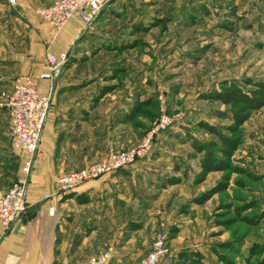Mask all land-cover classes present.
Here are the masks:
<instances>
[{"label":"rangeland","instance_id":"obj_1","mask_svg":"<svg viewBox=\"0 0 264 264\" xmlns=\"http://www.w3.org/2000/svg\"><path fill=\"white\" fill-rule=\"evenodd\" d=\"M36 9L29 17L42 24ZM156 19H166L165 30L151 26ZM90 26L70 45L76 57H87L80 65L90 78L82 82L85 92L114 89L91 112L88 122L103 127L97 130L91 124L89 136L112 137L115 113L109 110L110 103L125 102L132 108L151 99L152 105L102 155L100 136L90 141L89 165L111 151L137 146L162 113L175 121L155 135L146 157L127 166L134 172L129 180H111L113 188L91 195L86 205L64 206L71 262L88 264L111 247L112 258L106 264H116L114 257L122 264H139L152 243L165 236L164 247L172 258L159 264H183L177 258L180 252L197 253L201 264H224L220 257L228 264H264V159L236 151L232 165L241 172L229 174L225 191L203 200L226 173L212 172L197 183L203 153L194 148L214 140L199 122L219 128L229 125L221 116L227 108L199 99L202 93L218 89L223 80L240 86L246 80L264 81V0H111ZM144 28L147 31L140 30ZM123 47L127 48L120 51ZM45 51L43 59L51 53ZM114 70L119 71L116 78L108 77ZM9 91L0 88V100ZM95 115L103 119L97 121ZM8 122L6 111H0V152H4L0 180L6 185L0 190L4 191L22 175L20 155L6 142ZM259 125L264 126V107L253 112L241 130L256 137Z\"/></svg>","mask_w":264,"mask_h":264},{"label":"crops","instance_id":"obj_2","mask_svg":"<svg viewBox=\"0 0 264 264\" xmlns=\"http://www.w3.org/2000/svg\"><path fill=\"white\" fill-rule=\"evenodd\" d=\"M50 3L51 0H13V3L0 0V88L8 87L10 90L13 79L18 75L38 78L46 70V61L43 59L46 48L52 54L68 53L69 57L54 79L51 106L26 189L25 210L9 230L4 232L0 227V264H75L69 258L71 251L67 249L65 242L66 229L63 223L67 215L64 213V206L68 202H76L79 206L86 205L91 195L110 191L114 186L111 180L124 178L123 181H126L134 174L126 167L114 175L79 186L66 198L63 196L45 199L46 193H54L55 179L59 174L89 165L88 158L93 149L90 141H96V137L100 136L102 155L114 141L124 137L130 123L124 121L129 104L120 102L119 106V102L110 103L109 110L115 113L112 119V137L109 139L105 133L89 136L91 124L97 130L103 127L102 123L88 121L94 107L102 103L109 94L96 101L101 87L97 91L85 92L86 87L82 82L90 78L80 65H83L81 63L87 57H76V50H70V45L76 40L77 21L67 22L53 39L45 23L40 24L29 17L33 9L48 6ZM77 43L81 44L82 40ZM39 87L41 92H45L48 83L40 81ZM94 117L97 121L103 119L99 115ZM259 127L263 131L264 126ZM6 129L8 131V123ZM261 131L256 137L243 131V141L237 151L254 160L264 159V135ZM5 138L9 143L8 134ZM2 145L3 142L0 146ZM0 153L1 156L4 155L3 151ZM4 182L1 178V188L6 186ZM81 199H87V202L81 204L78 201ZM50 207L54 208L53 215L48 214ZM120 259L114 257L113 260H116V264H122Z\"/></svg>","mask_w":264,"mask_h":264},{"label":"built area","instance_id":"obj_3","mask_svg":"<svg viewBox=\"0 0 264 264\" xmlns=\"http://www.w3.org/2000/svg\"><path fill=\"white\" fill-rule=\"evenodd\" d=\"M13 0H10L12 2ZM111 0H51L48 6L36 9L35 13L48 26L51 38H56L69 21H77L76 39L90 29V25L101 14ZM46 70L38 78L18 75L13 79L10 91L0 100V108L6 111L8 140L11 148L20 155L22 175L10 187L0 190V227L6 232L25 210L27 175L40 142L53 97V81L68 61V53H48L45 58ZM40 81L48 83L45 92L40 91ZM163 106L162 96L159 97ZM175 117L162 113L140 143L132 149L120 153L111 151L104 159L81 170L63 172L55 179L53 194L46 193L45 199L63 197L76 188L106 175L116 173L128 165L146 157L152 148L155 135L169 128ZM54 208L48 209L53 215ZM166 237L161 236L152 243L151 250L139 264H159L161 260L172 258L164 247ZM109 247L99 257L88 264H106L112 258Z\"/></svg>","mask_w":264,"mask_h":264},{"label":"trees","instance_id":"obj_4","mask_svg":"<svg viewBox=\"0 0 264 264\" xmlns=\"http://www.w3.org/2000/svg\"><path fill=\"white\" fill-rule=\"evenodd\" d=\"M166 23V19H156L151 23V26H163V30H165ZM224 28L231 30V28L226 25H224ZM140 30L144 32L147 31V28ZM126 48L127 47L119 48V50L122 51ZM116 73H119V71L114 70L111 77L116 78ZM113 89V86L103 87L96 101L112 92ZM199 99L208 103H218L226 107V111L222 113L221 116L229 122V125L222 128L210 125L206 122L198 123L199 128L212 135L214 140L210 141L207 145L194 146L198 153H203V157L199 163L200 172L197 175L196 182H203L207 175L212 172L226 173L222 182L216 184L208 194L203 196L202 199L206 200L209 199L211 195L226 190L230 173L241 172V170L233 167V156L238 150L243 138L242 126L253 112L264 107V81L246 80L242 86H240L234 81L223 80L220 82L218 89L202 93ZM151 105V99L144 100L134 105L124 115V121L132 122L136 117L142 114L144 108ZM223 132L227 134L224 135ZM171 182L173 181H170V185L172 184ZM70 195L71 193L65 195L63 198ZM78 201L82 204L86 203L87 199ZM199 202H201V200ZM249 223L254 224L255 222L250 221ZM225 246L226 245H222V247ZM215 253L219 256L217 252ZM177 258L181 260L183 264H201L200 256L194 252H180L177 254ZM220 258L224 264H228L222 257Z\"/></svg>","mask_w":264,"mask_h":264}]
</instances>
